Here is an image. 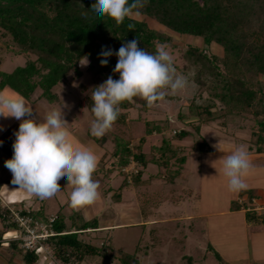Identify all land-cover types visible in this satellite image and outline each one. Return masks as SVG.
Instances as JSON below:
<instances>
[{
  "label": "trees",
  "instance_id": "trees-1",
  "mask_svg": "<svg viewBox=\"0 0 264 264\" xmlns=\"http://www.w3.org/2000/svg\"><path fill=\"white\" fill-rule=\"evenodd\" d=\"M92 3L93 0H0V36L10 43L9 50L14 55L26 56L22 65L9 72L0 71V91L8 86L32 103L41 99L58 102L54 86L69 75H82L78 66L82 57L88 59L84 70L91 74L97 86L106 79L105 74L114 80L119 75L112 71L117 60L115 55L107 57L106 65H100L99 60L103 57L98 53L102 47L115 52L133 39L147 52H154L157 45H165L177 49L179 58L185 63L180 69L196 86L193 96L181 104L186 113L178 108L176 119H184V123L190 124L198 133L201 124L216 122L226 126L228 117L251 116L256 126L251 131L253 140L248 149L264 153V86L261 82L264 79V0H146L142 7L132 8L120 24L107 16L96 19L91 12ZM133 14L150 18L173 34L198 37L201 45L186 43L181 46L166 32L150 27L146 21L132 17ZM85 100L87 106H92L90 98ZM152 105L138 96L121 102L119 115L113 123L120 132L109 130L100 138L91 136L95 141L99 140L100 145L110 140L113 164L105 169V174L114 171L123 174V185L128 183L123 168L134 162L137 169L130 178L135 201L144 219L160 204L176 203L182 196L193 193L191 188L175 181L185 154L183 147L174 141L182 139L188 130L172 131L169 127L171 115H166L142 119L143 134H138L141 114ZM131 110L137 112L136 117L130 116ZM154 134L159 140L151 144L147 152L143 151L145 138ZM203 143L198 144L201 147ZM205 150L210 151V147ZM148 164L156 165L157 171L143 178ZM99 168L102 169V165ZM121 188L122 184L118 190ZM239 194V202H231L230 210L243 209L246 221L264 223V208H254L257 195L253 190L246 188ZM16 212L27 217L28 223L36 225L38 231L39 225L45 227L49 234L41 243L59 264H80L86 257L108 255L105 249L111 240L108 233L99 246L80 236L86 229H97L96 216L83 220L73 215L67 225L63 216L57 215L53 221L48 220L50 224H43L40 208ZM14 213L0 202V250L6 242V249L11 254L8 261L17 253L21 264H37L40 253L35 247L20 246L18 236L24 229L19 226ZM12 231L17 235L6 240L5 234ZM206 249L213 251L210 244ZM117 251L111 257L120 264H141L135 253ZM214 255L220 261L216 252Z\"/></svg>",
  "mask_w": 264,
  "mask_h": 264
},
{
  "label": "rangeland",
  "instance_id": "rangeland-1",
  "mask_svg": "<svg viewBox=\"0 0 264 264\" xmlns=\"http://www.w3.org/2000/svg\"><path fill=\"white\" fill-rule=\"evenodd\" d=\"M132 17L140 18L146 21L150 27L166 32L172 41H178L181 46L186 43L201 45V40L198 37L195 39L188 35L173 34L161 24L150 18L141 17L139 14H133ZM9 47L10 43L7 39L0 36V71L9 72L15 66L22 65L26 60V56L14 55ZM167 50L173 56L176 73L187 77V86L175 94H166L163 100L154 103L147 112L142 113L141 120L137 123V130L139 135L143 134L142 119H158L164 118L166 115L172 116L169 120V127L172 131H177L180 128L188 130L182 139L174 141L175 144L183 147L185 154V161L175 181L183 187L191 188L192 195L182 196L177 203L160 204L149 218L154 217L155 220L161 218L162 221L144 225L139 223L141 216L130 178L137 168L133 161L124 167L128 182L124 185L122 183L123 174L116 171L105 174V169L110 168L113 164L110 155L111 142L107 139L103 145H100L99 140L95 141L89 134L92 114L91 106H87L85 98L91 99L92 88L96 83L91 74L84 70L85 66L78 65L82 70L80 77L69 75L54 86L53 91L59 97L58 102L49 103L41 99L34 105L26 100L31 104L32 115L37 118H41L53 105H64L62 112L67 122L65 127L69 133L70 145L89 149L97 156V167L92 178L98 183L100 198L94 205L87 206V209H73L69 199L72 186L62 183L55 196L43 200L34 197L31 203L29 202V206L33 211L40 208L44 218L43 224L49 223L48 220L51 216L56 217L57 215L63 216L67 225L70 223V216L73 215L79 216L83 220L96 216L97 221H112L121 224L118 227H111L112 229L109 231L89 235L80 234L84 240L97 246L104 242L103 237L107 233L111 236L110 242L106 244L107 248L105 247L108 255L97 254L86 257L80 264H120L118 260L111 257L118 253V249L135 253L141 264H264V223L248 222L245 218L246 222H244L242 214L226 212L230 209L231 202H239L240 191L230 192L227 190L226 178L222 174V160L227 154L211 153L205 150L206 147L212 148L216 144L224 150H233L236 146L244 145L252 166L243 177L244 182L247 188H260L264 193V154L248 149L253 140L251 131L256 126L254 119L251 116L228 117L226 126L209 122L201 124L198 133L191 129L190 124H185L184 119H176L175 112L178 108L181 107L183 113H186V108L181 104H185L186 100L193 96L196 86L188 78V74L180 69L185 63L179 58L180 54L177 49L167 48ZM211 50L214 52L215 48L212 47ZM104 77L107 78L108 74H105ZM261 82L264 86V79H261ZM1 91L7 94H19L8 86H5ZM130 116L136 117L137 112L131 110ZM18 125L17 119L0 116V131L10 126L6 133L3 135L0 133V146L12 150L13 133L17 130ZM110 130L120 132L115 125H112ZM73 133L82 138L85 144L88 143L87 146L85 147L84 143L77 141ZM137 138L138 136L132 142ZM158 140L157 134L147 136L142 146L143 151L147 152L149 146L156 144ZM199 142H204L201 147ZM100 163L102 169L99 168ZM155 171H157L156 165L148 164L142 176L146 178L148 174L155 173ZM9 175L11 173L6 177ZM121 184L122 188L118 190V186ZM259 199H261L260 201L264 200L262 197ZM183 215H191L192 219H181ZM85 216L89 218H85ZM108 244H111V247ZM208 244L219 256L220 261L213 251L206 249ZM46 262L55 264L49 258L46 259Z\"/></svg>",
  "mask_w": 264,
  "mask_h": 264
},
{
  "label": "clouds",
  "instance_id": "clouds-1",
  "mask_svg": "<svg viewBox=\"0 0 264 264\" xmlns=\"http://www.w3.org/2000/svg\"><path fill=\"white\" fill-rule=\"evenodd\" d=\"M146 0H93L92 15L96 19L110 17L120 24L135 7H142ZM132 29V26H128ZM117 57L113 72L91 93L89 134L100 138L108 132L119 115V104L133 97L143 98L148 105L175 94L187 86V77L177 74L173 56L165 45H157L154 52L137 46L135 39L123 43L115 52L103 48L98 56L100 65L108 63L107 57ZM79 60L81 66L89 63L86 57ZM63 104L53 105L41 117L32 115L31 104L20 94L0 91V116L19 121L14 131L12 155L4 161L11 172V181L19 188L39 199H48L59 191V185L72 186L70 205L80 209L94 205L100 198L98 183L92 178L97 167V156L86 148L73 147L69 143L67 122L62 112ZM217 150L223 151L218 144ZM247 148L236 146L222 160V174L227 190L238 192L247 188L243 177L251 169Z\"/></svg>",
  "mask_w": 264,
  "mask_h": 264
},
{
  "label": "crops",
  "instance_id": "crops-1",
  "mask_svg": "<svg viewBox=\"0 0 264 264\" xmlns=\"http://www.w3.org/2000/svg\"><path fill=\"white\" fill-rule=\"evenodd\" d=\"M35 103L36 102H34V105H36ZM9 127L10 126H8L3 131L1 130L0 131L1 135L6 133L7 130L9 129ZM73 135H75V134L73 133ZM75 136L76 137H74V138L77 139V141H79L80 143L85 142L78 135H75ZM87 144L88 143H86L84 146L86 147ZM221 149H223V148H221ZM230 151L231 150H224V149H223V151H220V150H217L215 147H212V148H210V151H208V152L217 153V154H228ZM255 153H257V152H255ZM262 154H264V153H262ZM11 155H12L11 149L8 150L7 148L0 146V202L15 212L19 211L20 209H32L31 206H29V202L31 203L32 199H34V197H36V196L28 194L26 191L19 188L17 185L13 184L11 181V175H9V177H6L7 174H9L11 172L5 167L4 161L6 159H9L11 157ZM251 188H252L254 194L257 195L256 199L254 200V202H255L254 205L257 207L256 209L259 210L261 208H264V200L262 199V201H260L261 199H259L260 197L264 198V193H263L262 189H260V188L253 189V187H251ZM84 208L87 209V207H84ZM226 212L242 214L243 221L246 222L244 219L245 217H244V210L243 209H236V210H230L229 209ZM85 218H89V217L85 216ZM181 219L191 220L192 216L191 215H183V217ZM156 221H162V219L159 218V219L155 220L154 217H150V218L148 217V218L144 219L141 216L139 223H142L144 225L147 223H156ZM118 226H121V224L120 223L116 224L112 221H110V222L106 221L105 222L103 220H99V221H97V229H95V230L94 229H86V231L83 233L86 235H89L91 233L107 231V229L111 230L112 228L118 227ZM16 235H17V232L12 231V232H7L4 237L7 240V239L14 238ZM42 245L44 246L45 251H43L42 253L39 254L37 264H49L46 262L47 258H49L50 261H53L55 264H57V262L55 260H53V258L50 256L49 251H48L47 247L45 246V244H42ZM6 246H7V243L4 242L3 247L0 250V264H21L20 257L17 253L13 257H11L10 261H8V258L11 256V254H10L9 250L6 249ZM3 248H5V250H2Z\"/></svg>",
  "mask_w": 264,
  "mask_h": 264
},
{
  "label": "built area",
  "instance_id": "built-area-1",
  "mask_svg": "<svg viewBox=\"0 0 264 264\" xmlns=\"http://www.w3.org/2000/svg\"><path fill=\"white\" fill-rule=\"evenodd\" d=\"M254 208L256 209L257 207L255 206ZM17 213L18 212H15L14 215L18 220L19 226L24 229L23 233L18 236V239L20 240V246L22 248L35 247V250L38 253L45 251L41 240L44 239L49 234V232L43 225H39L40 230L38 231L36 225H30L28 223L29 219L27 217L20 216ZM49 221H53V217L49 218Z\"/></svg>",
  "mask_w": 264,
  "mask_h": 264
}]
</instances>
